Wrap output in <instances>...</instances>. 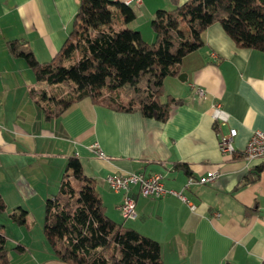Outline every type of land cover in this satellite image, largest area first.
<instances>
[{"label":"crops","instance_id":"1","mask_svg":"<svg viewBox=\"0 0 264 264\" xmlns=\"http://www.w3.org/2000/svg\"><path fill=\"white\" fill-rule=\"evenodd\" d=\"M78 2L0 0V195L6 208L19 205L27 211L31 199L43 204L57 189L67 158L77 155L83 173L95 181L106 214L156 240L164 264H264V168L255 181L235 188L262 161H247L242 150L253 130L264 131V52L236 46L213 22L202 34L205 45L183 57L178 74L164 79V93L182 99L167 120L115 111L88 97L46 120L27 97L28 88L38 83L32 82L33 74L24 79L22 73L32 72L22 60L9 58L4 44L25 38L37 59L48 61L69 33ZM130 6L131 21L124 23L118 12L114 18L151 41L153 12L172 2L142 0ZM196 88L206 96H196ZM214 103L226 114L224 123L215 121ZM231 127L236 157L218 148L219 136ZM178 163H185L187 171L175 168ZM130 171L161 174L163 186L181 190L185 200L174 194L143 196L132 185L136 216L123 218L118 206L124 191L112 190L106 176ZM210 171H218V178L184 187L189 175ZM255 203L257 212L249 210ZM23 239H15L24 249L11 254L8 264H67L43 243L32 253L33 243Z\"/></svg>","mask_w":264,"mask_h":264},{"label":"trees","instance_id":"2","mask_svg":"<svg viewBox=\"0 0 264 264\" xmlns=\"http://www.w3.org/2000/svg\"><path fill=\"white\" fill-rule=\"evenodd\" d=\"M171 2L170 8L153 12L151 41L137 29L114 27L115 12L124 23L135 16L130 4L119 0H79L69 33L48 61L40 62L25 38L7 39L8 53L24 59L38 83L28 88L27 97L43 118L59 117L72 103L88 97L115 111L167 120L182 99L164 93V79L178 74L183 57L205 45L202 34L213 22L236 46L264 52V0ZM52 85L58 87L56 93H50ZM233 156H239L236 150ZM263 168L264 160L249 168L235 188L255 181ZM5 209L0 195V210ZM249 210L257 212V203ZM26 213L20 208L9 216L29 228ZM42 232L54 256L67 264H164L156 240L106 214L95 181L83 173L77 155L67 158L57 189L45 200ZM5 244L0 224V264L10 262ZM11 249L22 251L24 245Z\"/></svg>","mask_w":264,"mask_h":264},{"label":"built area","instance_id":"3","mask_svg":"<svg viewBox=\"0 0 264 264\" xmlns=\"http://www.w3.org/2000/svg\"><path fill=\"white\" fill-rule=\"evenodd\" d=\"M126 4L135 3L140 4L142 0H124ZM196 96L204 98L206 96L205 91L202 88H196ZM213 117L215 121L224 123L227 119L226 114L221 109L219 103H214ZM236 134V129L231 127L226 134L220 135L218 138V148L223 154H233L235 148L232 144V139ZM93 147L99 156L104 157V154L99 147L97 142L93 143ZM244 158L247 161L254 160H264V131L263 130H253L246 142L245 147L242 150ZM218 171H210L205 175L199 177H193L189 175L185 182L184 187H188L192 183H208L214 181L218 178ZM106 181L109 187L114 190H123L124 196L119 204L118 208L120 214L123 218H134L136 216L135 212V199L130 193V188L132 185H136L138 188V193L147 197H163L166 194H174L185 200L182 195L181 190L177 191L174 189H166L162 184V176L159 173H149L145 174L143 172H118L111 173L106 176ZM190 207L194 206L190 204Z\"/></svg>","mask_w":264,"mask_h":264},{"label":"rangeland","instance_id":"4","mask_svg":"<svg viewBox=\"0 0 264 264\" xmlns=\"http://www.w3.org/2000/svg\"><path fill=\"white\" fill-rule=\"evenodd\" d=\"M117 20H118L117 18L113 19L114 27L122 28V26L118 24ZM7 54L10 55L9 53ZM76 54L70 60L66 61V63L73 61L74 58L77 56ZM9 58H17L19 60H22L24 64H26L24 59L20 57H13L12 55H10ZM7 66L12 67V63L7 62ZM29 72L31 71L29 70ZM22 74H23L22 77L26 79L29 77L28 74H32V73L27 72V74L26 73H22ZM32 82L34 83L36 82V80L33 78V75H32ZM52 86L53 87L49 89L50 93H56L58 91V87H55V85H52ZM44 192H45V186L43 185L42 194H44ZM45 200L46 198H44L43 204L41 201H37V199L29 200L28 203H29L30 209L28 208L27 213H26V217L28 221L31 222V226L29 228L25 227L24 225H20V227H18L19 225L14 223L11 217L9 216V213H13V212L18 213L20 211V208L26 210L25 207L23 208L22 206L16 205V206H11L9 208H6L4 211L0 210V224L3 225V232L6 236L5 245L8 249H10L11 254H21L20 251H18L17 249H11L13 246H15L18 243L16 242L15 239H19L20 237L22 238L24 237L22 241L26 245L33 243V246H29V248L31 249L32 253H35V254L39 251V249L43 248L42 243L45 244V246H49L42 232V226H43V221H44ZM26 253L28 254V251H26Z\"/></svg>","mask_w":264,"mask_h":264},{"label":"water","instance_id":"5","mask_svg":"<svg viewBox=\"0 0 264 264\" xmlns=\"http://www.w3.org/2000/svg\"><path fill=\"white\" fill-rule=\"evenodd\" d=\"M180 77V76H179Z\"/></svg>","mask_w":264,"mask_h":264}]
</instances>
